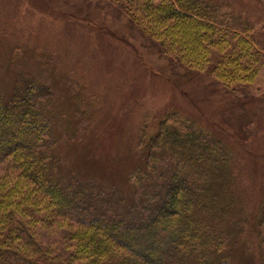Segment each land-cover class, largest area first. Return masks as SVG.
Here are the masks:
<instances>
[{
  "label": "rangeland",
  "instance_id": "obj_1",
  "mask_svg": "<svg viewBox=\"0 0 264 264\" xmlns=\"http://www.w3.org/2000/svg\"><path fill=\"white\" fill-rule=\"evenodd\" d=\"M215 1L225 24L252 27L264 55V0ZM129 13L118 0H0V92L9 96L31 81L52 92L59 171L76 195L69 220L34 225L32 246L68 264L75 221L123 218L127 227H143L149 199L157 203L165 193L174 155H158L146 182L133 178L135 169L150 153L147 135L176 112L187 133L203 130L211 147L232 148L246 196L221 224L244 243L232 250L234 264H264V64L251 85L229 90L210 71L163 53ZM10 164L0 154V191L19 181ZM169 256L167 246L163 259Z\"/></svg>",
  "mask_w": 264,
  "mask_h": 264
},
{
  "label": "trees",
  "instance_id": "obj_2",
  "mask_svg": "<svg viewBox=\"0 0 264 264\" xmlns=\"http://www.w3.org/2000/svg\"><path fill=\"white\" fill-rule=\"evenodd\" d=\"M118 1L163 53L191 70L210 71L225 88L247 87L260 75L264 55L252 27L225 24L215 0ZM42 86L31 81L9 96L0 92V154L19 174L17 183L0 191V264H55V257L32 246L33 227L57 216L69 220L66 213L76 204L59 171L52 92ZM184 122L174 112L146 133L143 148L150 153L133 178L146 182L156 174L164 151L174 155L175 165L162 198L149 199L143 227H127L123 218L75 221L68 264H234L232 250L244 243L229 238L221 224L246 196L232 167L234 152L225 144L211 147L199 136L203 130L187 133ZM167 246L171 256L163 259Z\"/></svg>",
  "mask_w": 264,
  "mask_h": 264
}]
</instances>
